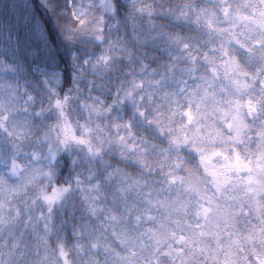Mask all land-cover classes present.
Masks as SVG:
<instances>
[{"label": "clouds", "instance_id": "clouds-1", "mask_svg": "<svg viewBox=\"0 0 264 264\" xmlns=\"http://www.w3.org/2000/svg\"><path fill=\"white\" fill-rule=\"evenodd\" d=\"M0 264H264V0H0Z\"/></svg>", "mask_w": 264, "mask_h": 264}]
</instances>
